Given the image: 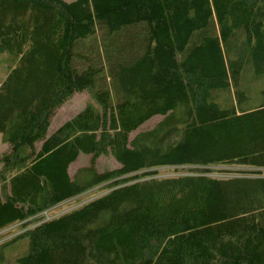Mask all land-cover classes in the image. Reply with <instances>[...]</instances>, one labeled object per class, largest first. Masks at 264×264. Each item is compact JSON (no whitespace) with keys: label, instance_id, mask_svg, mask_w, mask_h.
Masks as SVG:
<instances>
[{"label":"trees","instance_id":"obj_1","mask_svg":"<svg viewBox=\"0 0 264 264\" xmlns=\"http://www.w3.org/2000/svg\"><path fill=\"white\" fill-rule=\"evenodd\" d=\"M1 55L0 264H264V0H0Z\"/></svg>","mask_w":264,"mask_h":264},{"label":"rangeland","instance_id":"obj_2","mask_svg":"<svg viewBox=\"0 0 264 264\" xmlns=\"http://www.w3.org/2000/svg\"><path fill=\"white\" fill-rule=\"evenodd\" d=\"M66 1H72V0H66ZM6 55L0 56V83L5 79L8 69L5 62ZM88 100V95L86 93H76L72 99L67 101L59 110L57 111L56 115L54 116L52 120L51 127L49 129V134H52L60 125H62L64 122L68 121L70 118L75 116L78 112H80L86 105ZM161 116H156L152 118L150 121H148L146 124H144L140 130H146L149 128H152L158 121L161 120ZM134 136V134H133ZM7 145L2 141V135L0 133V152H3L6 149ZM90 156L87 155H81L79 160L75 162L71 168L70 173L71 175L74 174V172L84 165H86L89 162ZM118 164L114 161L111 157H101L98 160V168L99 170H108L115 168ZM169 175V174H166ZM216 175H220L219 173ZM79 205L78 202L71 201L69 204L65 205L61 209L57 210L54 213H60V212H66L72 209L73 207ZM18 230L14 232L17 233Z\"/></svg>","mask_w":264,"mask_h":264},{"label":"built area","instance_id":"obj_3","mask_svg":"<svg viewBox=\"0 0 264 264\" xmlns=\"http://www.w3.org/2000/svg\"><path fill=\"white\" fill-rule=\"evenodd\" d=\"M71 201H74V200L71 199V200H67V201L61 202V203L57 204L56 206L52 207L51 209L44 211L42 213V215L44 216V219L45 220H49V219H51V218H53L55 216H58V215L62 214L63 212H60L58 214L57 213H54V212H56L57 210L61 209L65 205L69 204Z\"/></svg>","mask_w":264,"mask_h":264}]
</instances>
